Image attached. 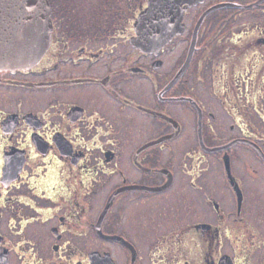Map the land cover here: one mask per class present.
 Returning <instances> with one entry per match:
<instances>
[{"label": "flooded vegetation", "instance_id": "obj_1", "mask_svg": "<svg viewBox=\"0 0 264 264\" xmlns=\"http://www.w3.org/2000/svg\"><path fill=\"white\" fill-rule=\"evenodd\" d=\"M49 1L46 51L0 66V264H264V0L146 50L149 0Z\"/></svg>", "mask_w": 264, "mask_h": 264}, {"label": "water", "instance_id": "obj_2", "mask_svg": "<svg viewBox=\"0 0 264 264\" xmlns=\"http://www.w3.org/2000/svg\"><path fill=\"white\" fill-rule=\"evenodd\" d=\"M199 1L149 0L135 23L137 45L146 50L171 39L182 30L187 7ZM51 12L49 0H0V66L22 68L38 61L51 41Z\"/></svg>", "mask_w": 264, "mask_h": 264}]
</instances>
